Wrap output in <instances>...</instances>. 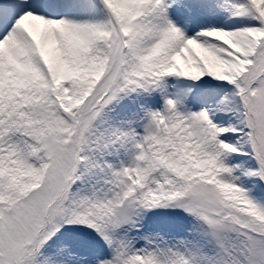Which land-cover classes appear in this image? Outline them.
<instances>
[{
    "label": "snow or ice",
    "instance_id": "1",
    "mask_svg": "<svg viewBox=\"0 0 264 264\" xmlns=\"http://www.w3.org/2000/svg\"><path fill=\"white\" fill-rule=\"evenodd\" d=\"M0 264H264V0H0Z\"/></svg>",
    "mask_w": 264,
    "mask_h": 264
}]
</instances>
